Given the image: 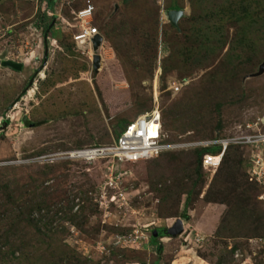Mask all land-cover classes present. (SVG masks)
I'll return each mask as SVG.
<instances>
[{
  "label": "rangeland",
  "instance_id": "374dc122",
  "mask_svg": "<svg viewBox=\"0 0 264 264\" xmlns=\"http://www.w3.org/2000/svg\"><path fill=\"white\" fill-rule=\"evenodd\" d=\"M42 1L0 0V264H264V206L247 180L245 147L216 173L203 169L199 185L192 149L137 163L62 157L113 143L124 120L155 107L174 141L264 126V44L242 53L236 80L212 81L224 74L238 25H223L218 55L186 62L177 52L197 46L191 0H55L57 35L44 28ZM173 1L185 11L179 31L166 15ZM89 2L106 40L99 72L71 26ZM210 85L223 93L209 91L203 119L188 124L200 112L190 104ZM180 218L183 233L155 235Z\"/></svg>",
  "mask_w": 264,
  "mask_h": 264
},
{
  "label": "built area",
  "instance_id": "2783aa9c",
  "mask_svg": "<svg viewBox=\"0 0 264 264\" xmlns=\"http://www.w3.org/2000/svg\"><path fill=\"white\" fill-rule=\"evenodd\" d=\"M75 23L71 25L76 28L74 42L83 54H90L94 68V60L100 54L103 62V50L106 40L98 51L95 50V39L102 35L99 27L95 25L96 7L89 2L84 8L75 10ZM16 62V61H14ZM175 90L180 91L181 86L175 85ZM155 126H159L157 130ZM263 126V125H262ZM249 126L248 132H235L231 135L220 134L214 139L199 141L170 140V136L164 129L162 123V112L155 107L135 121L130 123L123 131L118 140L103 146H91L81 149H73L62 154L63 158L77 161H94L96 159L111 158L112 162L137 163L160 157L171 151H181L198 148H218V153H206L203 157V169L210 174L216 173L223 164L224 158L232 146H242L248 150L250 167L248 179L258 186L257 198L264 206V126ZM120 180V178H118ZM115 178L109 183L115 185ZM116 200V198H115ZM264 245V237L259 240ZM242 256L240 250L235 254L236 258Z\"/></svg>",
  "mask_w": 264,
  "mask_h": 264
},
{
  "label": "trees",
  "instance_id": "16d2710c",
  "mask_svg": "<svg viewBox=\"0 0 264 264\" xmlns=\"http://www.w3.org/2000/svg\"><path fill=\"white\" fill-rule=\"evenodd\" d=\"M191 1L192 4L196 8H198L199 14L195 15L192 18V23H191L192 33L191 35L190 34L188 35L190 40H193V42L196 43L197 46L194 48L189 47L186 50H183V52L181 53H180L181 50H178L177 56L184 57V60L187 62V59L191 57L196 58L197 55L199 60L201 59V63H203V60L208 59L206 58L208 55H218V53L225 48V45L227 43L223 37L224 35L223 25L229 22H233V23L236 22L238 25V32L233 40L232 48L228 51L227 59L223 63V67L225 69L224 74L221 73L219 79H212V81L228 83L229 81L231 82L232 80H236L235 78L238 74V71L240 70V65H241V63L238 62H240L244 57L242 53L248 54L251 50H254L255 47L257 48L264 44V0H191ZM42 2H43L42 9L44 11L43 13L44 28L46 31L51 29L53 35H57L58 32H56L57 30H55L56 27L54 26L52 27L53 24L52 17L55 6V0H50L49 2L48 0H43ZM169 9L170 10L182 9V7L179 6L177 2L173 1ZM179 25L180 28H182L181 23ZM173 27L177 29L175 26ZM216 85L219 86L220 84H216ZM216 85L202 87L204 93L198 94V96L195 97L196 100L198 101V104L196 105L195 103H191L189 106V109L191 108L190 112H195L197 108L200 109V112L197 115L192 114L194 117L191 116L189 118L190 122L188 124H192V122H195L196 120L198 121V118L203 119L202 113H204L207 107L209 106L207 104V97H206L209 94V91H211L212 93L214 92L217 95L218 93L221 92L223 93L222 91L223 87L218 89L219 87L217 88ZM182 105L183 104L180 103L176 104L173 110L170 112V116H173L174 118L182 116L180 112L175 113V111L180 107H182ZM170 116L167 115L166 119L170 118ZM135 120H131V121L124 120L120 126V131L117 132V137L114 139V141L118 140L119 137L122 135L123 131L127 128V126ZM162 123L164 126L163 115H162ZM223 128H224L223 126H220L218 127V130H220V134L224 135V133L222 132L224 130ZM217 136L218 133L216 131L214 136L204 139H214ZM234 148H238V147L232 146L230 147L228 152ZM218 150H219L218 148H214V147L198 148L192 150L193 153L196 154V159H197L196 161L197 166L194 171L195 173L194 175L197 178L193 181V185L196 184L199 185L204 180V176H205L203 170L204 155L209 152L218 153ZM228 152L224 158L223 163L228 158ZM247 180L251 185H253V188H255V191L257 192L258 195V191H259L258 186L251 183L249 179ZM72 210L73 207L70 209V212ZM11 213H13V211ZM26 214H27L26 212L20 210L19 218L24 219L25 217L23 216H25ZM186 217H188V215H186ZM28 219L29 221L30 220L34 221L31 215L28 216ZM40 233L42 232L40 231ZM158 233L159 236L165 237L167 236V229H160ZM160 251H162V248H160Z\"/></svg>",
  "mask_w": 264,
  "mask_h": 264
},
{
  "label": "water",
  "instance_id": "95a60500",
  "mask_svg": "<svg viewBox=\"0 0 264 264\" xmlns=\"http://www.w3.org/2000/svg\"><path fill=\"white\" fill-rule=\"evenodd\" d=\"M169 21L180 30V21L182 18H184L185 16V11L182 9H173V10H169L166 13ZM55 22H53L52 27L54 26ZM104 41V36L103 35H98L95 39V50L98 51L102 45ZM48 55H49V51L47 49V53H46V58H45V65L48 61ZM3 65L5 67H10L12 69H15L17 71H21L24 67L23 63H17L14 61H4ZM102 67V57L100 54H97L95 56V60H94V68L96 72H99L100 69ZM264 67V66H263ZM34 83V79L31 80V85ZM30 85V86H31ZM185 230V222L183 219H178V221L167 230V233L171 236H178L181 233H183ZM156 236H159L158 231L155 233Z\"/></svg>",
  "mask_w": 264,
  "mask_h": 264
},
{
  "label": "bare ground",
  "instance_id": "6f19581e",
  "mask_svg": "<svg viewBox=\"0 0 264 264\" xmlns=\"http://www.w3.org/2000/svg\"><path fill=\"white\" fill-rule=\"evenodd\" d=\"M159 128V126H155L154 129L157 130Z\"/></svg>",
  "mask_w": 264,
  "mask_h": 264
},
{
  "label": "clouds",
  "instance_id": "9594fccd",
  "mask_svg": "<svg viewBox=\"0 0 264 264\" xmlns=\"http://www.w3.org/2000/svg\"><path fill=\"white\" fill-rule=\"evenodd\" d=\"M173 10V9H172ZM103 35V34H102ZM104 36V35H103ZM105 38V37H104ZM18 63V62H17ZM10 68V67H9Z\"/></svg>",
  "mask_w": 264,
  "mask_h": 264
}]
</instances>
